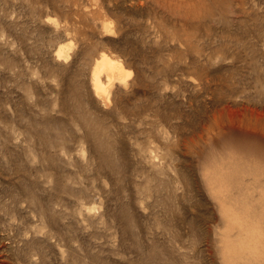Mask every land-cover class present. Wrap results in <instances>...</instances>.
<instances>
[{"label":"rangeland","instance_id":"374dc122","mask_svg":"<svg viewBox=\"0 0 264 264\" xmlns=\"http://www.w3.org/2000/svg\"><path fill=\"white\" fill-rule=\"evenodd\" d=\"M263 217L264 0H0V264H264Z\"/></svg>","mask_w":264,"mask_h":264},{"label":"bare ground","instance_id":"6f19581e","mask_svg":"<svg viewBox=\"0 0 264 264\" xmlns=\"http://www.w3.org/2000/svg\"><path fill=\"white\" fill-rule=\"evenodd\" d=\"M57 53H58V56L59 57L64 56L63 49H59L57 51ZM129 75H130V71L125 68V66L123 65V63L120 60H118V59H116L114 57H111V56H109V55H107L105 53H101L99 55V57L93 63V69H92V75H91V85H92L94 94L101 99V101H102V103H104V105L107 104V103H110V92H111L110 90H111L112 86L116 82H119L121 84H124L125 81H126V78ZM102 76H104V81L101 80V77ZM237 167L238 166H236L233 169L234 170V173L237 171ZM239 169H242V168L240 167ZM242 172H243V170H242ZM206 173H208V172H206ZM206 173H205V175H206ZM215 174L217 175V173H215ZM220 176H218V177H220ZM204 177H206V176H204ZM214 178H216V177H214ZM232 180H233V177H232L231 174L230 175H224V177L221 176L220 178H217L216 183H215V185L213 187L212 192L215 190L214 193H216V196L220 200L221 212L224 214L223 217L224 218L226 217L227 220H229V225L231 224V222L233 220L234 221H240V220H242L246 226H249L250 225V221L254 219L253 216H251L249 219H245V218L249 217V209H250L249 204L247 205L246 202L243 201L244 202V205H243V202L240 201L238 204L231 205L229 203L227 204V202L226 203L223 202L224 199L221 200L223 193L225 191H227V188H228L227 183L229 184L228 181L231 182ZM212 182H213V180H212ZM207 185H209V184L207 183ZM212 185H213V183H212ZM224 185H226L227 188ZM228 191H229V189H228ZM212 192H211V194H212ZM238 209H242L241 212H243V215H244V217L242 216L243 218H241L240 216H238V215H240V214L237 213V212H239ZM236 210H237V212H236ZM253 221H255V220H253ZM226 224H228V223H226ZM232 229H234V228H232ZM226 242L228 243V244L226 243L227 245L225 243H223L224 244L223 246H225L224 247L225 248L224 253L226 254V256H225L226 257V260L225 261H227L228 264H239L240 261H241V259L244 257V255L242 253L243 252L245 253L247 249L244 250V247H242V246H236L235 245V247L238 249V251H237L235 248H231L228 238L226 239ZM260 242H259V244H260ZM252 253H254V252H252ZM245 255H246V253H245ZM250 256H252V255H250ZM248 257H246V258H248ZM249 259H250V257H249Z\"/></svg>","mask_w":264,"mask_h":264}]
</instances>
